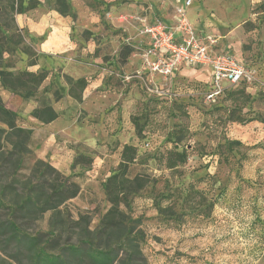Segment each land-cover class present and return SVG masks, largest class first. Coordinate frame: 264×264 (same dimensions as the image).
Returning <instances> with one entry per match:
<instances>
[{"label":"rangeland","instance_id":"rangeland-1","mask_svg":"<svg viewBox=\"0 0 264 264\" xmlns=\"http://www.w3.org/2000/svg\"><path fill=\"white\" fill-rule=\"evenodd\" d=\"M38 1L17 13L19 0H0V38L13 37L3 42L0 68L12 75L24 70L45 75L37 84L29 83V91L5 88L0 81L2 103L16 113L18 126L31 131L30 153L11 188L19 192L28 182H63L76 195L60 207L61 216H52L51 211L38 218L39 214L22 213L24 217L17 220L25 232L45 240L50 237V223L64 218L65 224L55 231L56 246L48 247L57 253L62 244L83 237V227L72 226L71 220L87 217L93 229L117 197L122 212L143 220V252L149 264L155 239L150 218L158 211L156 206L166 211L172 204L184 215L185 236L191 242L197 237L204 241L206 264H264V0L190 2L187 18L197 33L218 37L221 51L231 53L251 74L249 80L225 84L215 103L205 100L208 84L197 82L203 79H197L193 69L164 81L144 75L127 79L123 73L132 71L120 67L127 62L120 61L123 46L135 50L139 45V19L171 21L184 0H70L66 14L56 10L54 0ZM26 3L22 0V6ZM47 11L66 18L67 36L55 26L36 34L16 22L20 14ZM47 39L54 46L65 39L71 47L61 54L43 53L40 46ZM100 69L106 75L102 87L93 85L92 95L82 102ZM156 84L158 90L150 91ZM106 89L116 96L114 106L105 108L108 112L101 106ZM70 102L80 105L73 107ZM47 107L55 118L47 120L45 111L40 118L34 116V111ZM87 112V125L93 130L80 133L65 128L63 119L68 118L83 126ZM71 132L80 141L68 140ZM52 135L54 140H48ZM51 146L57 153L61 149L69 154L57 155ZM182 149L186 159L181 163L173 152ZM50 158H61V167L57 169ZM37 159L58 175L41 176L44 167L36 168ZM14 194L11 189L7 199L13 200ZM7 212L0 210V216ZM192 247L186 252L189 261L196 258ZM14 256L13 247L2 251L0 246V264H30L24 256Z\"/></svg>","mask_w":264,"mask_h":264},{"label":"trees","instance_id":"trees-1","mask_svg":"<svg viewBox=\"0 0 264 264\" xmlns=\"http://www.w3.org/2000/svg\"><path fill=\"white\" fill-rule=\"evenodd\" d=\"M54 1L56 10L61 14H66L69 10L70 0ZM37 3H39L38 0H27L26 6H22V0H19V8L16 12H26V9L34 7ZM0 33H2L1 27ZM6 40L13 41L12 35L7 36L4 41L0 38V59L5 51L3 42L6 43ZM133 52L134 49L131 46L124 45L120 53V61L125 62ZM44 76V74H35L27 70L12 75L7 70L0 68L1 84L10 89L24 88L29 91V83L37 84ZM24 78H29V82H26ZM43 112L47 113V120L55 118V113L50 107L45 108L42 112L40 110L34 111V116L40 118ZM30 134L29 129L16 124V113L5 107L0 99V210H8L5 217L0 216V246L2 251L13 247L15 256H24L30 264H148L143 252L146 238L143 220L139 217H129L122 212L117 206V197L112 199L111 207L102 216L95 228H89L87 217L80 216L75 221L71 220L72 226L83 227L85 231L83 237L75 243L62 244L57 253L49 252L48 247L56 246L57 241L55 239L59 234H56L55 231L65 224L64 218L58 223H50V237L45 240L25 232L23 224L17 220L19 217H24L22 213H25V217L26 214H39L36 216L38 218L42 213L51 211L52 216L56 214L61 216L60 207L66 200L76 195V190L69 189V186L63 182L49 184L44 181L37 185L28 182V185L24 184L19 192H16V187L11 188V183L19 181V175L16 172L21 169L25 155L30 153L28 147ZM173 145L174 148L177 147V142H173ZM173 153L179 162L185 161L186 150L182 149ZM35 166L36 168L37 166L38 168L44 167V170L40 172L41 176L48 172H54L58 175L57 170L40 159L35 160ZM9 177L11 179H8ZM123 185L124 182L120 186L121 189ZM11 189L15 192L13 200L7 199V193ZM122 197L126 203L124 193ZM156 207L158 213L162 215L168 212H176L180 214L179 217L183 215L178 213L172 204L167 207L166 211L162 210L159 205Z\"/></svg>","mask_w":264,"mask_h":264},{"label":"built area","instance_id":"built-area-1","mask_svg":"<svg viewBox=\"0 0 264 264\" xmlns=\"http://www.w3.org/2000/svg\"><path fill=\"white\" fill-rule=\"evenodd\" d=\"M191 0L184 2L175 9V21L167 24L160 19L149 22L140 18L139 34L148 37L144 47H136L140 62L127 79L144 76L159 75L162 80H172L180 65L190 67H209L211 80L205 92V100L215 103L223 94L224 82L237 84L251 77L245 65L238 61L231 53L218 49L219 40L213 34L200 35L187 18V8ZM158 90V85L149 88Z\"/></svg>","mask_w":264,"mask_h":264},{"label":"crops","instance_id":"crops-1","mask_svg":"<svg viewBox=\"0 0 264 264\" xmlns=\"http://www.w3.org/2000/svg\"><path fill=\"white\" fill-rule=\"evenodd\" d=\"M190 7V6H189ZM188 7V8H189ZM187 8V9H188ZM188 13V12H187ZM35 16V17H34ZM160 20H162L163 22L167 23V24H173L175 21V12L173 14V20L169 21V20H165V19H161L158 18ZM157 19H152L149 22H154ZM16 22L18 24L19 27H26L28 30L35 32L36 34H43L44 32H46V30L48 29V27H53L54 26L56 28H58L57 30H60L61 32H64V35L67 36V30L69 29V25L67 23L66 18L59 16L56 12H44V13H38V14H20L19 18L16 17ZM139 40H138V46L137 47H144L147 45L148 43V37L146 35H142L139 34ZM71 45L69 42H67V40H61L60 44H56L55 46L52 44L48 43V39L43 41L41 43L40 46V50L43 53H48V54H61L62 52L66 51L67 48H70ZM90 48V46H89ZM218 49H220V43L218 46ZM221 50V49H220ZM140 62V58L139 55H137L134 52L127 58V62L124 63L125 65L120 66L121 69L126 72L128 71V69H130L131 71H134V69L138 66ZM126 68V69H125ZM193 69L195 71L194 75L195 77H199L197 79H203V80H197V82L199 81H203V84H208L207 89L205 90V92L208 90L209 88V81L211 80V69L209 67H190L187 66L185 64L180 65V67L176 70L175 72V76H177V74L179 75L180 73L184 74V72L186 71V69ZM182 74V75H183ZM106 75L103 73V70H99L98 74H97V78L95 80V82H91V85H88L84 91V94L82 96V102L86 100V98L88 96H91V92L94 90L91 87L93 85H99L102 87L103 85V78ZM85 77H89V76H85ZM156 78L159 80L161 79V77L159 75L156 76ZM227 84V82H224L223 85ZM198 85H192V89H196ZM113 88V87H112ZM115 89V87H114ZM111 90V91H110ZM112 89H106V91H104L102 94L104 97H107L105 100L102 101L101 106L102 108H108L112 107V103H113V99L116 98V96L113 94L115 92L112 93ZM70 104L73 107L79 106L80 103L78 104L77 102H70ZM114 106V105H113ZM115 107H118V104L115 105ZM106 112H108V110H104ZM108 118V114L106 113ZM99 117H101L102 119H104V113L100 112ZM89 117H90V113H86L85 115V119L82 121L83 126H78L76 121L74 119H63V121L65 122V124H67V126L65 125V128L67 130L73 128L74 130L83 133V132H88L90 130H93L92 126H88L87 124L89 123ZM111 117V116H110ZM100 118V119H101ZM91 119V118H90ZM111 120L113 119L112 117L110 118ZM106 120V119H105ZM38 121V120H37ZM104 121V120H103ZM42 123V122H40ZM69 124V126H68ZM82 130V132L80 131ZM71 134V136H70ZM68 136V140L69 139H76V141H80L79 136L76 132H71ZM54 140V135H52V137L48 138V140ZM50 142H47L46 145H49ZM47 148V147H46ZM45 148V149H46ZM51 151L57 153V150L51 146L48 147ZM63 151V152H62ZM45 152H47L46 150H43L42 156L45 155ZM63 154H69L68 151H64L58 150L57 155H61L63 157ZM56 155V154H55ZM53 154V156H55ZM51 161L53 162V164L55 165V167H57V169H59L61 166L60 161L61 158L58 159H54V158H50ZM57 161V162H56ZM166 203H169V200L166 201ZM171 204V203H170ZM180 214H177L176 212L174 213H165L164 215H162L161 213H158V211H155L154 214H152L151 218H150V222L151 227H154V231L153 234L155 235V239H154V245L151 246V248L153 249L152 251V255L150 256L151 261H149V264H206L205 258L207 255H205V253L203 252V249H205V244L204 241L199 240V238L197 237L195 240H189L184 233V229H185V221H184V215H181L180 217L178 216ZM201 218H203V215H201ZM199 225V224H198ZM200 226V225H199ZM203 226V225H201ZM197 230V228H196ZM201 242V243H200ZM190 245H194V247L191 248V251L193 253H196V258L191 259V261H189L187 259V249Z\"/></svg>","mask_w":264,"mask_h":264}]
</instances>
